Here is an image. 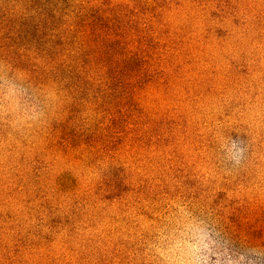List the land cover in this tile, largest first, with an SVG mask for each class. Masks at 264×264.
Wrapping results in <instances>:
<instances>
[{
  "label": "rangeland",
  "instance_id": "374dc122",
  "mask_svg": "<svg viewBox=\"0 0 264 264\" xmlns=\"http://www.w3.org/2000/svg\"><path fill=\"white\" fill-rule=\"evenodd\" d=\"M0 264H264V0H0Z\"/></svg>",
  "mask_w": 264,
  "mask_h": 264
}]
</instances>
